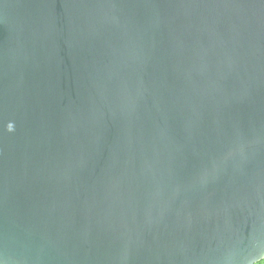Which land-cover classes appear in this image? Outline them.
<instances>
[{
	"label": "water",
	"instance_id": "water-1",
	"mask_svg": "<svg viewBox=\"0 0 264 264\" xmlns=\"http://www.w3.org/2000/svg\"><path fill=\"white\" fill-rule=\"evenodd\" d=\"M264 259V0H0V264Z\"/></svg>",
	"mask_w": 264,
	"mask_h": 264
},
{
	"label": "trees",
	"instance_id": "trees-1",
	"mask_svg": "<svg viewBox=\"0 0 264 264\" xmlns=\"http://www.w3.org/2000/svg\"><path fill=\"white\" fill-rule=\"evenodd\" d=\"M255 264H264V259L263 260H260V261H258L257 263H255Z\"/></svg>",
	"mask_w": 264,
	"mask_h": 264
}]
</instances>
